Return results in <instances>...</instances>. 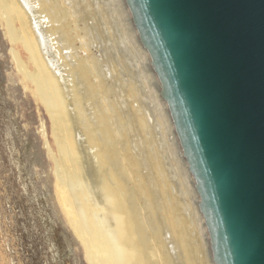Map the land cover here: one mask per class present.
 Segmentation results:
<instances>
[{"label": "bare ground", "instance_id": "6f19581e", "mask_svg": "<svg viewBox=\"0 0 264 264\" xmlns=\"http://www.w3.org/2000/svg\"><path fill=\"white\" fill-rule=\"evenodd\" d=\"M0 10L25 86L50 119L55 197L88 264H212L197 195L122 1L0 0Z\"/></svg>", "mask_w": 264, "mask_h": 264}, {"label": "water", "instance_id": "95a60500", "mask_svg": "<svg viewBox=\"0 0 264 264\" xmlns=\"http://www.w3.org/2000/svg\"><path fill=\"white\" fill-rule=\"evenodd\" d=\"M212 264H264V0H121Z\"/></svg>", "mask_w": 264, "mask_h": 264}, {"label": "rangeland", "instance_id": "374dc122", "mask_svg": "<svg viewBox=\"0 0 264 264\" xmlns=\"http://www.w3.org/2000/svg\"><path fill=\"white\" fill-rule=\"evenodd\" d=\"M2 16L0 10V264H88L55 197L57 168L44 144L54 150L50 119L25 86Z\"/></svg>", "mask_w": 264, "mask_h": 264}]
</instances>
